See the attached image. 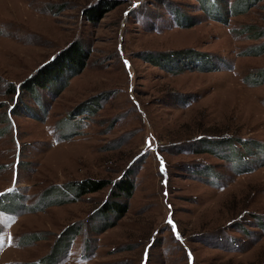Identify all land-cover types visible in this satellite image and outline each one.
<instances>
[{
	"label": "rangeland",
	"instance_id": "1",
	"mask_svg": "<svg viewBox=\"0 0 264 264\" xmlns=\"http://www.w3.org/2000/svg\"><path fill=\"white\" fill-rule=\"evenodd\" d=\"M261 46L264 0H0V264H264Z\"/></svg>",
	"mask_w": 264,
	"mask_h": 264
},
{
	"label": "trees",
	"instance_id": "2",
	"mask_svg": "<svg viewBox=\"0 0 264 264\" xmlns=\"http://www.w3.org/2000/svg\"><path fill=\"white\" fill-rule=\"evenodd\" d=\"M108 8H109V6H106L104 3L102 5V7H96V8H92L90 10L88 9L87 12L90 14V16H93V14L96 13L95 16L98 17L100 14L105 13L108 10ZM102 9H106V10L102 11ZM98 11H102V12H98ZM257 49L258 50L256 52H258V53L264 52V48L262 49V46L257 48ZM77 55L76 54L71 55V56L65 57V59H63V61H61V60L58 61L59 65L57 68L60 70L62 68V66L69 65L70 63L74 64L76 62V58H78ZM55 72H58V70L57 71L53 70V73L50 72L49 75L45 73L44 77L42 76V78L40 77L39 79H35L31 86L38 87V86L46 85L48 82L51 81V79H52L51 77L54 76ZM255 80H258V79H255ZM256 82H259V81H253L254 84H257ZM108 182L109 181H107V180L87 179V180H83V181L70 182V183H67L64 185L57 184V185H55V187H53V190L55 189L54 193H58L61 196L64 195L65 199L64 198L57 199V200L52 201L51 203H54V202L55 203H63L66 200H70L71 198L77 200L86 193L94 192V191H98L100 189H103L104 187H106L109 184ZM132 191H133V185L129 181H120L118 183V185H116V195H118L117 198L123 194L126 195L127 198H130L132 196ZM51 203H49V204H51ZM105 206H106V208L103 209L104 214H109L110 212H115L118 214V217L123 216L125 214L126 208H127V204L123 203V201H114L113 203H109ZM38 238H39V236L37 234H34L30 237H27V241L36 240ZM45 261H46V259H45ZM31 264H35V263H31Z\"/></svg>",
	"mask_w": 264,
	"mask_h": 264
},
{
	"label": "snow or ice",
	"instance_id": "3",
	"mask_svg": "<svg viewBox=\"0 0 264 264\" xmlns=\"http://www.w3.org/2000/svg\"><path fill=\"white\" fill-rule=\"evenodd\" d=\"M54 59V58H53ZM147 144H148V147H151V143H150V141L149 142H146ZM14 183H15V181H14ZM115 183V182H114ZM9 191L11 192V191H13V189H9ZM167 223L172 227V230L175 232V228H176V226H175V224L173 223V220L171 219V218H169V220L167 221ZM177 238L179 239L180 237L177 235ZM3 243V241H0V244H2Z\"/></svg>",
	"mask_w": 264,
	"mask_h": 264
}]
</instances>
